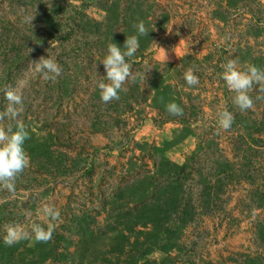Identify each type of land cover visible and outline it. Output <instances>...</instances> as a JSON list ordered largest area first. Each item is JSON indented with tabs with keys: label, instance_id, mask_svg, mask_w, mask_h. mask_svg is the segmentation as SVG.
<instances>
[{
	"label": "rangeland",
	"instance_id": "obj_1",
	"mask_svg": "<svg viewBox=\"0 0 264 264\" xmlns=\"http://www.w3.org/2000/svg\"><path fill=\"white\" fill-rule=\"evenodd\" d=\"M141 20L139 75L106 104L100 60ZM42 56L61 66L55 81L36 71ZM230 59L264 69V0H0V111L3 90L19 91L31 137L15 193L0 188V264H264V93L254 86L241 112L223 80ZM170 102L186 122L160 124ZM178 196L183 214L160 232L149 220ZM44 203L60 212L52 239L7 245L8 224L46 227Z\"/></svg>",
	"mask_w": 264,
	"mask_h": 264
},
{
	"label": "clouds",
	"instance_id": "obj_2",
	"mask_svg": "<svg viewBox=\"0 0 264 264\" xmlns=\"http://www.w3.org/2000/svg\"><path fill=\"white\" fill-rule=\"evenodd\" d=\"M34 17H29L32 23ZM137 34L127 36L123 47L115 42L107 45V54L100 60L106 70L105 81L98 83L100 97L104 103H110L120 99L121 91L127 92L125 85L131 80L136 81L138 73L133 72V64L139 63L135 59L136 53L140 47L139 38L148 36L149 30L144 21L137 25ZM167 60V56L165 57ZM223 80L229 91L235 93L233 103L241 112L254 110L255 104L250 93L254 86H259V91L264 93V69L256 65H246L245 70H241L238 61L228 60L222 65ZM36 71L41 74L45 81H55L62 73V68L54 58L40 57L36 63ZM184 78L189 86L199 83V78L193 70L188 69ZM4 97L8 101L6 108L0 111V188L15 193V182L25 169L30 167V155L25 150V141L29 140L30 133L24 123L18 119L23 112V96L12 87H6ZM256 99H264L257 96ZM166 111L172 116H182L183 108L170 102L166 105ZM16 120V130L11 126L5 128L4 121ZM234 122V116L226 107L218 113V127L224 130L230 129ZM43 214L48 218L46 227L37 223L33 224L31 233L25 231L19 224H8L5 227L6 235L4 242L7 245L18 243L21 240L30 239L37 243H47L52 239L53 233L60 221V212L55 206L44 203L42 206ZM26 217L31 216V212L23 213Z\"/></svg>",
	"mask_w": 264,
	"mask_h": 264
},
{
	"label": "trees",
	"instance_id": "obj_3",
	"mask_svg": "<svg viewBox=\"0 0 264 264\" xmlns=\"http://www.w3.org/2000/svg\"><path fill=\"white\" fill-rule=\"evenodd\" d=\"M138 57V56H136ZM159 118H160V124H164L168 121H179L181 123H184L187 121V117L183 114L182 116H172L170 115L166 110H163V111H160L159 112ZM174 167L177 168V166L175 164H172ZM168 172H175L176 174V171H172V169L168 170ZM162 175H164V173H162ZM170 188V186H169ZM185 205V202L183 201L182 198H180L179 196L178 197H175L173 200H172V208H170V215H167L165 212V215L163 216H159L158 218H154L152 220H149L151 223V225L153 227H155L156 229H158L160 232L163 231V232H166L167 229L169 228H164L165 230L162 229V227H164L165 225V222L167 220V218L171 219L172 216L174 218H177L180 216V214H183V206ZM166 216V217H165ZM149 225V224H146V226ZM185 225V224H183ZM159 232V233H160ZM149 234H152V233H149ZM153 234H156V236H158V233H153ZM130 246H134L133 243L129 244ZM114 250H110L111 252H117V254H121V253H124L125 251V244L121 243V244H118L117 247H113ZM135 249L139 252L141 251L138 247L135 246ZM146 254V252H144ZM118 257V256H117ZM142 257L144 256H140V257H137L135 258L134 256H129L128 258L124 259L123 260V263L125 264H136L140 261V259H142Z\"/></svg>",
	"mask_w": 264,
	"mask_h": 264
}]
</instances>
